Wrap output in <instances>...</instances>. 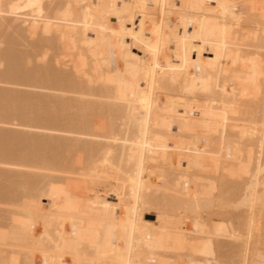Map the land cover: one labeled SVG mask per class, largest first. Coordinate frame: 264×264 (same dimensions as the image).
Returning <instances> with one entry per match:
<instances>
[{"label":"bare ground","instance_id":"bare-ground-1","mask_svg":"<svg viewBox=\"0 0 264 264\" xmlns=\"http://www.w3.org/2000/svg\"><path fill=\"white\" fill-rule=\"evenodd\" d=\"M12 4L18 35L40 32L24 40L41 60L50 49L78 57L28 69L32 55L3 23L0 82H47L96 102L26 110L11 93L0 108V125L31 130L0 129V165L29 172L0 178L30 193L0 220V264H249L262 241L264 0H0ZM232 180L237 189L222 191ZM230 205L250 214L245 232L210 213ZM223 238L236 244L229 254Z\"/></svg>","mask_w":264,"mask_h":264},{"label":"rangeland","instance_id":"rangeland-1","mask_svg":"<svg viewBox=\"0 0 264 264\" xmlns=\"http://www.w3.org/2000/svg\"><path fill=\"white\" fill-rule=\"evenodd\" d=\"M23 1V3L24 2H27V1H29V0H22ZM125 2L127 1V0H124ZM4 16V19L5 20H3V19H1L0 20V25L1 24H3V27L5 26L6 28H7V26L10 28L9 29V32H8V34L10 35H8L9 36V38L11 37V40L13 41V43L14 44H16V45H19V43H20V45L16 48V45H15V47L14 48H16V49H19V50H21L26 56L28 55V56H31L32 55V57H29L30 58V61H26V62H24L25 64V67H27L28 69L30 68L31 70H33V69H36V67H39V66H41V67H45V66H47V65H45L47 62L49 63V64H51V65H54V56L55 55H57V54H61V55H63V57H65V58H67V59H69V58H73L72 56H75V58L74 59H76L78 56L76 55V54H72L71 52H66V53H64V52H59V51H56V50H52V49H50V51L48 50V51H44V53H48V54H50V55H48L49 57L45 60V61H43V60H41V58H40V54H42L43 53V51H42V49H35V47L33 48V46L31 45V44H29L28 42H30L31 40L30 39H33V38H35L34 36H37V35H35V34H38V32L39 31H37V30H35V32L33 33L32 31H34V30H32L30 33H27L25 36H24V34L26 33H21L22 34V36H24V37H20L19 35H18V32H17V30H14V29H16L19 25L18 24H20V22L19 23H13V20L12 19H14L16 16H14V15H12V14H10V15H3ZM25 19H29V18H25ZM36 19H34V21H35ZM2 21V22H1ZM17 25V26H16ZM2 26H1V28H3ZM37 27V26H36ZM0 28V29H1ZM39 28V27H38ZM11 30V31H10ZM39 30V29H38ZM14 31H16L17 33H15ZM14 32V33H13ZM40 33V32H39ZM14 34V35H13ZM18 35V37H17V35ZM20 34V35H21ZM41 35V34H40ZM15 36V37H14ZM45 37V36H44ZM50 37L51 36H49V37H47L48 39H50ZM25 38H29L27 41L26 40H24ZM0 52L3 50V49H5L6 48V46H7V44L5 43V41H2L1 40V38H0ZM24 41H26L29 45H27L26 44V42H24ZM31 45V46H30ZM53 52H52V51ZM42 52V53H41ZM54 52H56V53H54ZM58 52V53H57ZM74 53V52H73ZM33 54H34V56H33ZM53 58H52V57ZM58 56V55H57ZM77 56V57H76ZM33 57H34V59H33ZM69 57V58H68ZM32 58V59H31ZM53 60V61H52ZM47 61V62H46ZM75 61V60H74ZM46 62V63H45ZM52 62V63H51ZM6 63L7 62H5V61H0V74L1 73H3V72H5V70H7V67H8V65H6ZM47 63V64H48ZM35 65H37V66H35ZM40 68V67H39ZM59 68V67H58ZM62 68V67H61ZM60 68V69H61ZM63 69V68H62ZM248 76V78L250 77V78H252V75H247ZM247 76H245V77H247ZM254 77V76H253ZM82 80V79H81ZM247 80H249V79H247L246 78V82H248ZM252 80V79H251ZM82 81H84L85 82V84H84V82H82L84 85H86V80L85 79H83ZM245 81V79L243 80V82ZM253 81V80H252ZM40 81H38V82H36V83H29V85L28 84H26V83H23V82H17V83H9V82H0V108L2 107H4L3 109H7L8 108V103L10 102L11 104H10V106L13 104L10 100H11V98H9V96H10V94L12 93V94H14V95H21L22 97H21V99H20V102H21V100H22V102H24L23 103V106H22V103H20V104H18L17 106H20L22 109H30V108H35V106L34 107H31L32 105H36L37 106V108H39V107H55V108H58L59 106H60V103H61V101H67L68 100V102L70 103V105L72 106V107H74V106H77V107H80V106H83V104H85V103H82V102H84L85 101V99H90L91 101L89 102V103H91V102H96V100H94V97H88V98H86L85 96L84 97H82L83 95H81L79 92L80 91H78L77 89H76V93H74L73 91H71V93H61V92H59V91H57L54 87H52L51 85V83L50 82H48V83H50V84H46L47 82H44V83H42V81H41V83H39ZM21 83H23V84H21ZM253 84L252 82H248V83H246V84H248V85H251V84ZM42 84H44V86L42 85ZM50 85V86H49ZM88 86V85H87ZM92 86V85H91ZM252 86V85H251ZM90 87V86H89ZM93 87H94V84H93ZM52 88V89H51ZM85 88H87V87H85ZM53 89H55V90H53ZM88 89V88H87ZM73 90V89H72ZM85 90V89H84ZM74 91H75V89H74ZM69 92V91H68ZM85 92V91H84ZM8 95V96H5V95ZM11 94V95H12ZM80 94V95H79ZM8 98H9V100H8ZM22 98H24L25 100L27 99V101H23L24 99H22ZM42 98V99H41ZM91 98H93V99H91ZM5 99V100H4ZM29 99V100H28ZM62 99V100H61ZM95 99H97L98 100V98H96L95 97ZM51 100H53V101H51ZM76 100H77V104H76ZM81 100V101H80ZM83 100V101H82ZM41 101H46V102H48V104H45L44 102H41ZM55 101H57V102H55ZM87 101V100H86ZM100 101V102H99ZM105 101V102H104ZM98 102L99 103H101V104H103V103H106L107 102V100H104V99H99L98 100ZM97 102V103H98ZM4 103H6V105H3ZM27 103H28V105H27ZM87 103H88V101H87ZM45 104V105H44ZM82 104V105H81ZM3 105V106H2ZM40 105V106H39ZM85 105H87V104H85ZM84 105V106H85ZM7 108H6V107ZM15 107H16V104H15ZM20 107H18L19 109H21ZM28 107V108H27ZM1 108V109H2ZM0 109V110H1ZM2 109V110H3ZM36 109V108H35ZM0 129L1 130H4V131H8V132H14V131H16V132H19V133H21L22 131L23 132H26L25 130H27V133L28 132H30L31 130L29 129H26V128H22V127H14V126H9V125H0ZM39 133V135H42V134H47L48 132H46V131H43V130H32V133L33 134H35V133ZM31 133V132H30ZM42 133V134H41ZM49 134H51V133H49ZM53 135H55V136H63V134H58V133H53ZM64 136H66V135H64ZM75 137V136H74ZM254 151L256 152L257 151V148L256 147H254ZM261 154H262V158H263V160H264V146H263V149H262V152H261ZM0 176L1 175H3V174H5V175H15L16 174V172H18V171H23L24 173L26 172L27 174H29V172L28 171H26V170H24V169H20V168H17V167H14V166H12L11 164H9L8 166L7 165H0ZM18 170V171H17ZM4 171V172H3ZM14 171V172H13ZM35 173H41V172H37V171H34ZM14 182H16V180L14 179L13 180V183ZM236 182V183H235ZM244 182V181H243ZM5 183V184H4ZM7 183V184H6ZM229 182H227V187H226V185H224L225 186V188H224V190H222V191H225V190H227V191H230V194H232L233 192L231 191L232 190V188L233 189H237V184H238V182L237 181H233L232 180V182H230V184H228ZM3 185H5V186H3ZM232 185V186H231ZM7 186V187H6ZM230 186H231V188H230ZM5 187V188H4ZM10 188V189H9ZM2 189V190H1ZM11 191V189H12V191H13V193H11L9 190ZM231 189V190H230ZM6 192H5V191ZM25 190H18V191H16V187L11 183L10 184V182H7V181H5V180H2L1 178H0V195H1V197H0V220H2V222H3V220L5 221V218H7V209H10L11 207H12V205H9V204H11V202H12V204L13 203H15V202H18V201H20L21 200V198H23V196H25V195H27L29 192H27V191H25ZM15 192V193H14ZM24 192V193H23ZM6 193V194H5ZM19 193V194H18ZM234 193H235V191H234ZM17 194V195H16ZM22 194V195H21ZM30 194V193H29ZM8 195V196H7ZM264 195V194H263ZM7 196V197H6ZM19 198V199H18ZM12 200V201H11ZM18 200V201H17ZM263 202H262V204H261V206H260V208H258V210H257V212H256V215H255V217H254V219H253V221H254V228L255 227H257L258 229H257V231L255 232V242L257 241V236L258 237H261L262 238V241H264V196H263ZM41 202H43L44 204H47L48 202H47V200H41ZM5 203V204H4ZM7 203V204H6ZM9 203V204H8ZM210 213H211V215H213L214 217H218V218H221L225 223L227 222H232V223H234V227H236L237 228V226H238V224L239 223H237V222H240V225L238 226L239 227V229L242 231V232H245V228H246V221H247V219H248V217L250 216V214L249 213H247L246 212V209L245 208H240V209H235V207L233 206V205H230V206H228V208H225V209H221V208H213L211 211H210ZM146 219H148V220H150V221H153L154 219H155V217H154V215H153V213L151 214H149V215H147L146 217H145ZM234 220H235V222H234ZM237 220V221H236ZM241 220V221H240ZM245 222V223H244ZM244 224V225H243ZM241 228H243V229H241ZM221 240H223V241H221ZM220 241H221V243L223 242V252H225L226 254H229V253H227L228 251L230 252V250H231V247H232V249L234 248V247H236V244L233 242V241H230V240H228V239H225V238H223V239H221ZM225 241V242H224ZM259 241V240H258ZM259 242V243H253L252 244V250H253V254H255V253H262V254H264V242ZM231 242H233L232 244H234V245H232L231 244ZM228 243V244H227ZM224 250H226V251H224ZM225 253H223V254H225ZM253 254H251L250 256H249V264H256L255 262H252V259H254L253 258ZM225 256V255H224ZM263 261H264V256H263Z\"/></svg>","mask_w":264,"mask_h":264},{"label":"snow or ice","instance_id":"snow-or-ice-1","mask_svg":"<svg viewBox=\"0 0 264 264\" xmlns=\"http://www.w3.org/2000/svg\"><path fill=\"white\" fill-rule=\"evenodd\" d=\"M5 7H9L11 8L13 11H15L19 6L12 4V5H8V6H4V5H0V15H10V12H7L4 10ZM26 7L32 8V9H36L39 7L38 4H30L27 5ZM220 7H223L225 9V12L227 13V9L230 7L229 5H220ZM69 8H71V5H69ZM153 53L156 54L158 52V49L153 48L152 49ZM98 235V234H97ZM92 249L94 251H96L97 256L100 255V248L99 245L97 243H93L91 245ZM45 264H47V261L45 262ZM55 264V262H54ZM60 264H67V261L61 259ZM73 264H106V262L104 260H100V259H92L91 261H87V260H81L78 258H74L73 259ZM129 264H131V261H129Z\"/></svg>","mask_w":264,"mask_h":264}]
</instances>
